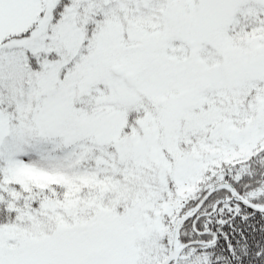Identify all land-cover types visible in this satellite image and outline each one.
I'll list each match as a JSON object with an SVG mask.
<instances>
[{
  "label": "snow or ice",
  "instance_id": "1",
  "mask_svg": "<svg viewBox=\"0 0 264 264\" xmlns=\"http://www.w3.org/2000/svg\"><path fill=\"white\" fill-rule=\"evenodd\" d=\"M0 264H264V0H0Z\"/></svg>",
  "mask_w": 264,
  "mask_h": 264
}]
</instances>
